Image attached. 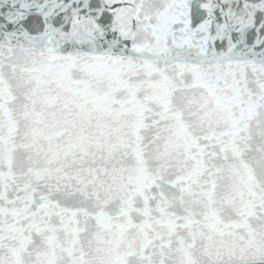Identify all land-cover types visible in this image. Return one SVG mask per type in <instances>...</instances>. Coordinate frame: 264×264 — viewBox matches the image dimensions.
Instances as JSON below:
<instances>
[{"label": "snow or ice", "instance_id": "obj_1", "mask_svg": "<svg viewBox=\"0 0 264 264\" xmlns=\"http://www.w3.org/2000/svg\"><path fill=\"white\" fill-rule=\"evenodd\" d=\"M0 264H264V0H0Z\"/></svg>", "mask_w": 264, "mask_h": 264}]
</instances>
